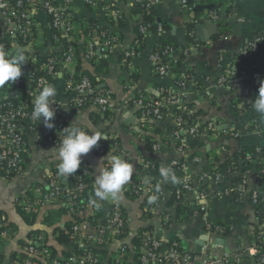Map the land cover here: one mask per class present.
Here are the masks:
<instances>
[{
  "label": "crops",
  "instance_id": "1",
  "mask_svg": "<svg viewBox=\"0 0 264 264\" xmlns=\"http://www.w3.org/2000/svg\"><path fill=\"white\" fill-rule=\"evenodd\" d=\"M100 1L69 0L66 7L74 21L85 22L86 19H93L100 27L120 39L121 46L105 58L107 70L100 74L97 85L109 90L114 102L119 105L125 98L123 84L126 80L132 78L136 82L137 93L152 95L156 93L160 84L169 83V78H159L155 74L150 56L160 39H165L177 46H186L187 36L190 32L189 24H194L193 38L200 44L189 49L179 68L182 74L189 73L191 75L186 83L188 92L185 102L192 105L194 111L203 113L198 119L200 126L210 121L216 123V134L198 138L204 142V148L199 150V162L189 164L187 170L194 178H199L208 172L212 173V171L219 172L221 177L218 180L207 179L198 184V192L205 194L206 200L203 203L196 194H187L185 201L180 200L183 207L187 209V214L184 217L183 215L176 217L175 201L170 202L173 198V188L180 184L181 173L175 174L176 183L164 182L159 173L161 167L169 168L171 161L177 158L175 140L170 138V133L175 128L171 115H168L162 122H154L145 118L140 109L128 106L120 112H115L113 119L108 124L93 107H87L78 115L64 107L61 115L69 123L75 121L82 127L86 126L85 130L87 131L99 132L105 138L116 139L119 148L133 166V174L129 182L123 186L119 198L115 201L109 198L101 202L100 214L94 219L93 225L103 222L111 205L117 202L121 205L133 232L146 229V231L152 232L157 239L178 240L182 249L192 255L197 243L202 241L203 246L200 249V254L195 255L197 258L230 255L233 258L232 264H256L249 256V250L255 243L257 233L264 228V215H262L264 210H257L258 207L252 203L251 193L258 192L260 201L264 202V174L262 175L264 171V119L252 109L251 105L261 80H264V0H198L196 4L186 8L189 11L188 14H185V9L180 6L178 0H159V4L154 6L150 13L153 18L166 25V30L162 35L152 33L144 38L142 49L131 61L130 69L122 66L121 56L123 48L136 40L135 32L142 18L140 14L133 12L135 6L131 3L117 0L114 3L123 13L121 20L123 23L121 25H118L116 21L111 23ZM203 1H205L204 4ZM54 2L60 6L65 4L64 0H54ZM205 5H212L213 9L204 10L202 13H193L194 8ZM216 10L220 11L221 19L215 22L209 19L206 14L216 13ZM36 18L46 33L45 37L49 39L50 19L44 12H38ZM211 22L214 25H220V28L215 30ZM195 26L200 28L201 38L196 36ZM256 36H263L256 51L247 58L235 59L236 54L246 42ZM38 42L37 51L41 54L44 55L46 51L54 50L52 41L39 39ZM15 46L14 42L9 50H14ZM81 60L82 69L96 75L87 61L84 58ZM226 68H230L239 81V86L231 91L218 87V79ZM255 75L258 77L257 79L254 78ZM58 77L60 78L61 75ZM62 83L59 80L57 84L53 85L57 89L56 96L65 100ZM4 93L0 92V95ZM28 93V97L24 99L25 102L31 98V91ZM90 115L99 116L98 123L94 124ZM224 131L231 135L221 134ZM162 135L167 138H161ZM224 136L228 137L224 139ZM56 137L60 140L58 134ZM26 139L28 148L24 160V175L19 179L10 180H6L0 175V215L5 216L7 225L15 233L12 243L0 252L1 264H14L13 256L16 247L25 241L28 235L29 227L24 225L18 217L19 212L16 209L15 200L36 185L44 186L50 173L57 170V149L60 144L44 146L36 136L29 132ZM151 140L162 143L159 151L150 149L147 152L146 141L151 142ZM95 148L96 146L82 157V163L86 164L90 170L89 177L92 179L93 186L94 176L99 170L98 165L106 167L107 164L106 160L101 161V158L107 154L100 156L96 153ZM243 148H254L255 152L258 151L254 163H251L253 165L258 163L262 167L260 174H255V168H252L249 180H247L245 176L248 172L244 173L241 168L234 172H223L211 166L214 157L222 158L227 153L232 154ZM143 163H150L151 166L159 165L155 177H152V183L159 194V202L155 214L149 218H145L144 208L140 206L146 197L140 196L139 199L131 200L124 192L127 185L134 182V178L136 180V177H142ZM243 181L246 195L240 197L237 195V189ZM62 183L66 184L65 179L62 180ZM248 185L249 187H247ZM201 205L206 207L205 214L199 213ZM57 209H59V205H51L36 216H27L32 222H35V228L48 230L49 226L47 227V224L42 221L56 213ZM160 214H166L169 220L166 227L162 226L159 221ZM63 218L69 221L68 217L61 216L56 218L52 225H60ZM207 225L222 228V236L208 232ZM53 237L56 238V233H53ZM217 240H221L222 243H217ZM124 241L131 247L135 261L138 257V249L135 248L136 246H132L133 238L128 237ZM73 246L71 243L58 247L59 257H65L62 254L67 252H70V255L74 254L71 252ZM115 247V243L97 247L107 257V260L102 264H110L108 258Z\"/></svg>",
  "mask_w": 264,
  "mask_h": 264
},
{
  "label": "built area",
  "instance_id": "2",
  "mask_svg": "<svg viewBox=\"0 0 264 264\" xmlns=\"http://www.w3.org/2000/svg\"><path fill=\"white\" fill-rule=\"evenodd\" d=\"M69 0H64V5H57L54 0H0V46L7 49L6 38H15V43L26 49H38V41L48 40L56 46L63 45L58 55L48 56L43 62L38 63L36 57L23 53L27 63L33 64L35 69L28 73L22 70V75L12 85H6L5 89H12L11 86H19L21 81L28 77L32 81L31 98L29 101L18 102H0V174L6 180L19 179L24 174V160L27 153V133L35 132L41 127V143L44 146H58L60 140L58 135H63V129L70 123L62 115L64 107L69 108L75 114H80L87 107H93L97 110L101 118L108 124L113 119L115 112H120L128 106L136 107L141 110L145 118L154 122H162L168 115H171L175 128L170 133V138L175 140L177 158L170 163V169L173 173H181L180 184L175 189V196L179 200H186L187 194L194 193L200 201L206 200V195L198 192V184L207 179L218 180L221 177L219 172H208L199 178H194L188 172L189 164L199 162V157L191 155V150L186 137L196 135L204 136L207 131H212L216 123L210 121L203 128H200L198 122L183 124L180 116L173 113L174 109L188 112L185 98L188 92V78L176 75L177 81L171 87L160 86L155 94L137 93L136 82L131 78L123 84L124 100L121 105L116 104L112 98V93L104 88L94 85L87 77L75 78L76 55L72 42H78L84 51V59L98 64L121 46L120 39L111 35L109 32H98L93 28H88L76 24L68 13L66 4ZM117 0H105L103 10L107 18L111 21L122 20V11L115 6ZM131 3L133 6H140L145 13L151 12V9L159 4V0H123ZM188 0H178L183 9L187 8ZM38 12H44L51 23V33L49 39L43 27L38 22L36 15ZM144 12L140 13L142 20L137 26L138 36L144 38L152 33L162 35L164 29L161 23H156L155 32L152 31L153 25L144 22ZM206 16L212 21L218 20L215 12H210ZM189 35L194 37V31ZM263 40V36H256L248 40L241 50L236 54L235 59H244L254 53L258 44ZM197 41V40H196ZM142 42L135 40L132 44L123 48L122 66L131 67V61L136 57ZM170 47H164L162 52H153L150 61L154 64L155 74L159 78L175 79L174 73L177 67L173 64L161 63L166 54L171 53ZM175 63V61H173ZM65 70L67 76L63 96L65 100L55 96L53 98V107L55 111V127L47 129L43 123L33 121L31 112L33 111L34 96L39 90L47 84L48 79H54L61 75L60 69ZM35 71L43 73V76L33 77ZM254 78H258L257 75ZM239 86L238 78L230 70L224 69L218 79V87L227 91L236 89ZM0 90V92H5ZM7 89V90H8ZM13 90V89H12ZM155 96V97H154ZM86 107V108H85ZM224 131L221 134H227ZM215 132L205 136H215ZM231 135V133H228ZM232 136H235L232 134ZM161 138H167L162 135ZM152 151H159L162 143L151 140ZM98 155L104 156L107 153L120 155L128 161L125 153L119 148L116 139L110 137L102 139L95 148ZM189 151V152H188ZM258 153V151H256ZM248 161L251 156H247ZM107 167V164H106ZM152 166L150 163H143L141 167L142 177L134 178V182L127 185L124 189L129 198L136 199L140 196L146 197L144 206L145 218H149L156 212V206L159 202L157 193L151 177ZM90 170L86 164L81 163L76 173L68 177L62 183L64 178L57 175V170L50 173L47 183L44 186L36 185L29 191L22 193L15 200V205L22 212L29 216H36L44 208L51 205H59L68 213L76 216L68 230L69 239L76 248L84 250L83 254H72L68 257L55 256L53 252L44 246V235L34 233L25 242H21L16 247L13 256L14 264H102L107 260L105 254L98 250L102 245L116 244L108 260L110 264H232L233 258L230 255H221L215 257L203 256L202 258L193 257L192 254L182 249L178 240H162L154 237L152 232L139 230L133 232L128 224L126 215L117 202H114L103 222L93 225L94 219L100 214V209L92 207L89 200H86L85 193L88 191V179ZM150 180L149 184L144 181ZM156 196L155 203L148 202L150 196ZM237 195L244 197L246 190L244 181L237 189ZM252 203L258 207L263 203L259 199L258 192L251 193ZM204 203V202H203ZM199 213L205 214L206 207L201 205ZM159 221L162 226H166L169 220L166 214L159 215ZM208 232L216 236H222L223 230L219 226L207 225ZM95 229V230H93ZM14 231L7 225L5 216L0 215V252L7 248L14 238ZM132 237L138 241V257L134 261L132 249L124 241L125 238ZM98 250V251H94ZM249 256L256 264H264V228L257 233L254 245L249 250Z\"/></svg>",
  "mask_w": 264,
  "mask_h": 264
},
{
  "label": "trees",
  "instance_id": "3",
  "mask_svg": "<svg viewBox=\"0 0 264 264\" xmlns=\"http://www.w3.org/2000/svg\"><path fill=\"white\" fill-rule=\"evenodd\" d=\"M100 2H101V5L105 4V0H101ZM188 7H190V4H187V8ZM133 12L136 13V14H140V13H143L144 11H143V9L140 6H135ZM188 13H189V11L187 9H185V14H188ZM216 14L218 15V21H220V19H221L220 11L216 10ZM143 19H144V22H149V23L154 24L153 25V29H152L153 32H155V26H156L155 24L156 23H161L162 26H163V29L166 30V25L164 23H162V21H159L156 18H153L150 12L149 13H145L144 12V18ZM111 23H115V21H111ZM116 23L118 25H121L123 23V21L118 20V21H116ZM76 24L77 25L80 24L82 26H86L87 27L86 30H88V28H93V29L97 30L98 32H105L106 31V29L100 27V25L93 19H86L85 22L76 21ZM193 25L194 24H189V30L190 31H193ZM135 34H136V40H139V41L142 42L140 49L137 51V53H139L140 50L142 49L143 39L141 38V36H138V31L137 30H136ZM15 41H16V39L12 38V37H9V38L5 39V42H6L7 47H8L7 50L10 49V47L12 46V44ZM48 44H49V42L46 44V48H47ZM199 44H200V42L196 41V39L191 37L189 34L187 36V45L183 46V47L174 45V44L168 42L165 39H160L158 41V44L155 47L154 52H159L160 53V52H162L164 47H170L171 50H172L171 53L166 54V57L163 58L161 63L173 64V65H175L177 67V71L174 73L175 79L173 78V80L169 81V83H162V84H160V86H163V87L165 86V87H168V88L173 86L174 83L177 81V79H176V75L177 74L182 76V77L191 78V75L189 73L182 74L179 71V68L181 67V64H182V62L184 60V57L188 53L189 49L191 47L198 46ZM62 46H63L62 44L59 45V46L54 45L53 46L54 50H52V52H50L48 54H45L44 56H38L35 59L37 60L38 63H41L48 56L58 55L60 49L62 48ZM72 46L75 48V55H76V59H77L76 68H75V72H76L75 78L79 79V77L80 78L81 77H87L88 79H90L92 81V83L94 85L97 86L98 85V78H99L100 74L106 72V70H107V64H106L105 59L101 60L98 64H95V63H93L91 61H87V63L94 69V71L96 73V75H93L89 71H85V70L82 69V60L81 59L84 58V51H83L82 46L76 41L72 42ZM122 58L123 57L121 56V61H122ZM173 61H175V63H173ZM35 67L36 66H34L33 64L26 62V64L24 66H22V70L30 73V72H32L35 69ZM60 71L62 73L61 77L59 78L58 76H56L54 79H48L47 78V84H52V85L54 84L55 85L60 80V81L63 82L61 87L64 89V85H65L67 76H66L65 70L63 68H61ZM43 75H44L43 73H41L39 71H35L33 77H40V76H43ZM10 87L19 94L18 98H16V99H3L2 98V99H0V102L24 101V99H26L28 97V94H29L28 92H30L32 90L33 86H32V81H30L29 78L26 77V78H24L21 81L19 86L15 87V86H11L10 85ZM61 87H59V88H61ZM7 89L8 88L5 89V92L7 91ZM186 105L189 107V111L188 112H183L181 110L174 109L173 113L175 115L180 116V118L182 119L184 125L185 124H191L192 122H199L198 119L203 113L194 111L193 110V106L190 105V104H186ZM90 116L93 119L92 121H93L94 124L98 123L99 116H97V115H90ZM206 125H207V123H204L203 125L200 126V128H203ZM40 131H41V127H38L35 132L31 131L29 133H31L34 136H36L39 141H42V138H41V135H40ZM212 132H215V128L212 131H207L206 133L210 134ZM206 133H205V135H206ZM57 134H58V132L57 133L55 132V135H57ZM182 137H186L187 143H188L189 148L191 150L192 157L196 156V155L198 156L199 155V150L204 148V142L198 140V138L201 137V136L198 134V135L193 136V137H187V136H182ZM227 137L228 136H224V139H226ZM146 143H147L146 150L148 152L150 149L152 150V148H150L152 146V142H150V141L147 142L146 141ZM117 144H118V142H117ZM227 150H229V149L227 148ZM247 156H251V160H252L251 162L255 161V159H256L255 158V156H256L255 149L254 148H243V149H241L239 151L233 152L232 154L227 153L222 158L214 157L213 163L211 164V166L214 167L216 170L220 169V171L222 170L223 172L224 171H226V172H234V171H237L239 168H241L244 173L248 172L246 174V176H245V179L249 180L248 177H249V174L251 173V169L255 168V174L258 175V173L260 174V169H262V167L260 165H258V163L253 165L254 162L251 163L250 161H248L246 159ZM146 161H148V160L146 159ZM158 167H159L158 164H155V166L154 165L152 166L153 169H152V172H151V177H155V174H156V171H157ZM263 174H264V171H263L262 175ZM88 183H89V188H88V191L85 193L86 200H89L90 197H94V186H93V182H92L91 178L88 179ZM247 187H249V185ZM175 189L176 188H173V191H172L173 192V198H172V201L170 203L175 201L176 215H177L176 217H178V215H183V217H184L187 214V209L184 208L183 204L181 203V201L176 198ZM129 199L134 200V198H129ZM145 205H146V198L143 199V203L140 204V206H142L144 208ZM16 209L19 212V215L18 214L17 215L22 220L23 224L26 225L27 227H29L28 233H27L28 235H27L26 240H28L32 236V234H34V233L43 234L44 235V240H43L44 246L49 248L53 252V254L55 256H59V254L57 252V248L58 247L66 246V245L72 243L71 240L69 239L68 230H69L70 225L72 224V222H74L76 220V216L68 213L61 206H59V209L56 210V213H53L52 216H48L47 218H45L42 221V223L47 224V227L49 226L48 230L46 228H40V229L35 228V226H34L35 222H32L31 219H29V217L27 216V214L22 212L18 207H16ZM257 210L258 211H263L264 210V204H262L261 206H258ZM262 215H264V214H262ZM262 215H259V216H262ZM61 216L65 217V218L68 217L69 221L64 220V218H63V220H62L60 225H56V226L52 225L54 220L56 218L61 217ZM49 229H50V231H49ZM44 231L48 232L49 234H45ZM139 231L140 232L146 231V229H139ZM53 233L54 234L56 233V238L53 237ZM25 241H23V242H25ZM26 243H27V241H26ZM132 246L133 247L136 246L135 248L138 249L139 245H138L137 239H133ZM94 251H98V250H94ZM71 252H73L75 254H83L84 253V251L82 249L76 248L74 246H73V249H71ZM62 255L65 256V257H68V256H70V252L64 253ZM0 264H1V262H0Z\"/></svg>",
  "mask_w": 264,
  "mask_h": 264
},
{
  "label": "clouds",
  "instance_id": "4",
  "mask_svg": "<svg viewBox=\"0 0 264 264\" xmlns=\"http://www.w3.org/2000/svg\"><path fill=\"white\" fill-rule=\"evenodd\" d=\"M26 64V58L22 51L7 50L0 46V90H4L6 85L13 84L22 75V66ZM57 94V89L52 84H46L34 96L33 111L31 119L47 129L55 127V111L53 98ZM252 109L264 119V80H261L257 94L251 105ZM75 121L65 127L63 135L60 136V145L57 149V175L65 180L74 175L80 168L82 157L88 154L101 139H106L99 132L85 130ZM107 161V167H99L94 176V197L89 198V204L97 210L101 207V202L111 198L113 201L119 198L123 186L129 182L133 174V166L120 155L108 154L101 158ZM100 164V163H99ZM160 176L164 182H177V177L172 169L161 167ZM145 184L150 180L146 179ZM158 190V189H157ZM156 196H150L148 202L155 203Z\"/></svg>",
  "mask_w": 264,
  "mask_h": 264
},
{
  "label": "water",
  "instance_id": "5",
  "mask_svg": "<svg viewBox=\"0 0 264 264\" xmlns=\"http://www.w3.org/2000/svg\"><path fill=\"white\" fill-rule=\"evenodd\" d=\"M197 2H198V0H188L187 4L192 5V4H196ZM204 3H205V1H203V4ZM212 9H213L212 5L197 6L196 8L193 9V13H202V12H204V10L206 11V10H212ZM211 24L213 25L215 30L220 28V25H214L213 22H211ZM195 32H196V36L201 38L200 28L198 26H195ZM14 50L15 51H22V53H28V54H30V55H32L34 57L44 56L45 54H48V53L52 52V51L49 50V51H46L45 54L43 55L40 52H38L37 50H35V49H32V48L26 49V48H23V47L19 46L18 44H16ZM17 96H18V93L13 91L12 89H8L4 94L0 95L1 99H2V97L5 98V99H14ZM216 242L219 243V244L222 243L221 240H217ZM202 246H203L202 245V241L197 243L195 252L192 255L193 257H195V255H199L200 254V249H201Z\"/></svg>",
  "mask_w": 264,
  "mask_h": 264
}]
</instances>
